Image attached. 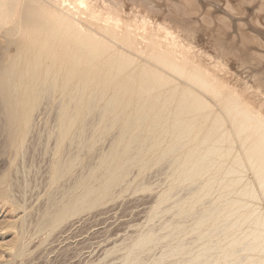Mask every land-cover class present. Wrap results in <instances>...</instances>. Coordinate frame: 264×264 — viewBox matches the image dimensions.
I'll return each instance as SVG.
<instances>
[{"label":"bare ground","instance_id":"obj_1","mask_svg":"<svg viewBox=\"0 0 264 264\" xmlns=\"http://www.w3.org/2000/svg\"><path fill=\"white\" fill-rule=\"evenodd\" d=\"M121 1L0 0V32L14 50L0 63V112L5 118L1 125L14 156L27 142L35 113L44 100L58 99L55 127L47 138L54 139L49 187L61 189V181L71 180L81 165L79 152L93 151L99 141L111 137L106 152L99 154L94 163L82 166L81 173L69 181L71 185L66 188L65 183L61 192L52 193L37 230L52 234L63 222L98 206L127 181L133 168L143 173L165 164L172 187L192 186L187 197L175 203L180 218L196 212L195 204L208 199L213 190L218 198L211 207L201 204L205 208L189 229L179 223L186 218L183 216L177 224L172 220L176 226L160 225L167 233L158 234L156 230L157 235L149 229L136 237L132 246L124 244V249L130 251L125 252L123 264H142L138 251H150L160 241L185 235L188 230L197 233L199 250L190 254L194 251L191 248L187 253L190 244L174 243L161 252L159 259L189 255L183 263L175 264H264V258L249 263L248 255L240 256L264 253V213L256 214L247 202L257 198L252 190L255 184L264 200V82L257 75L258 68L253 69V55L249 56L250 63L237 53L257 54L240 49L244 43L230 46L232 42L220 40L224 53L234 54L237 50L235 55L244 59L233 72L224 56L219 57V47L214 51L218 54H214L191 38L194 34L184 26L189 15L185 19V14L177 12L180 23L185 19L181 25L185 33L179 24L174 28L173 22L168 23L170 14L166 15L167 24L160 21L161 17L159 21L154 19L157 16L152 19L151 14L147 15L150 11L139 10V6L137 12L133 5L126 9L122 4L125 0ZM194 25L189 30L198 24ZM258 41L257 47L262 46ZM245 170L252 172V181L243 182L241 173ZM172 187L169 190H174ZM232 194L236 199H228ZM168 196L165 193L159 198L154 214L163 211L159 206ZM246 223L250 229L236 235ZM24 249L25 245L18 256ZM213 250L219 251L216 257L212 256Z\"/></svg>","mask_w":264,"mask_h":264},{"label":"rangeland","instance_id":"obj_2","mask_svg":"<svg viewBox=\"0 0 264 264\" xmlns=\"http://www.w3.org/2000/svg\"><path fill=\"white\" fill-rule=\"evenodd\" d=\"M128 1L130 2L128 3L129 6L127 5ZM169 1L154 0V3L153 0H125L122 2V4H126L124 6L126 7V9L134 6L133 10L135 9V11H138L137 6H139V10L141 8V10H145L146 13L147 11H150L148 12L149 14L147 13V15L151 14L150 16L152 19L157 16L156 18H154L157 19V21H159L160 17V21H169V17L167 16L171 15L172 18L170 19V21H172H169L168 23L172 24L173 22L172 25L174 26V28H177L176 26L180 25L179 27L181 28V30L185 29L184 26L186 24L188 26V28L186 26L187 30L192 32L191 34H194V36L192 35L193 37L190 34L191 38L194 41L196 39V42L198 41L197 44L199 45L202 43L200 46L202 48L205 47V50H209L208 52L211 53H214V51H216L217 48L220 46V40L224 41V39H226L225 41L232 42L230 43L231 45L228 44V47L229 45L233 46L234 44V46H240L241 43L246 44H243V46L241 44L242 47L240 46V49L245 48L244 51L248 52L251 49L255 51V53L257 54L255 56H258V58L255 57L252 52L250 53V55H247V53H245V55L241 52L237 53L236 50L235 52L237 54H240L243 56V58H246L244 60L242 56H240L241 58H239V56L237 57V55H235V52L234 54H229L231 53L229 51H227L228 53H224L223 49H221L222 47H219L217 52L219 53V49H221L222 52L220 51V53H222V55H219V57L224 56L223 58L225 62H229V70L231 68L233 72H237V66L244 63V61H250V63L254 62L253 65L254 67H256L253 68V65L251 64V68L255 70H257L256 68H258L257 75L263 78L262 81L264 82V0H187L188 2L186 0ZM138 2L141 4H138ZM162 2L165 4L163 6L166 7L162 6ZM183 2L184 4H182ZM177 3L179 6L177 5ZM156 4L157 6H155ZM143 6L144 8H142ZM172 6L177 7H175L174 9ZM201 8L204 10H202ZM207 9L210 10L208 11ZM142 11L139 12L141 13ZM160 11L164 13H161ZM169 11H172V14ZM203 11H205V13ZM177 12H179L180 14L182 12L181 15L185 14V19H187L186 15H189V21L186 20V22L188 21V23H190V21H192V23H190L191 27L190 25H188V23H184V17H182L184 19V22L183 19L181 21L184 23V26H181L183 23H180L181 19L178 21L179 16H177V14H180ZM194 13L196 17L194 16ZM207 13L209 15H206ZM200 16H202V18ZM163 17H167L168 19H163ZM209 18L211 21L208 20ZM213 20L215 21V23ZM238 22L240 23V25ZM194 23L198 24V28L196 27L194 29H197V31L189 30V27L191 29L194 28L192 27V24L193 26L196 25H194ZM218 23L221 24V26L218 27ZM202 24L204 25L202 26ZM228 24L230 27L228 26ZM225 27H227L226 30L229 28L230 33H232L233 31L234 32L230 34L229 31H225ZM199 28H201L200 31H198ZM207 28L209 29V31ZM217 28H219L218 31H216ZM221 28L224 30H221L223 34L220 31ZM187 30L185 29L186 32L182 30V32L184 31L185 33H187ZM211 31L213 32L211 33ZM200 32L201 34H199ZM241 32L244 35V39H241ZM247 33L250 35H248ZM2 34L3 33L0 32V63L2 62V60H6V57H8L9 54L12 55L14 52L12 48L13 46L10 45L11 49L9 48V45L7 46L8 42H6L7 40ZM245 35L247 38L245 37ZM205 36L207 37L206 39ZM238 38H240V40ZM250 38L254 39V41L252 42ZM257 40H259L258 43H261L262 46L257 47ZM249 44L251 47L248 46ZM5 47L7 49H5ZM258 53L262 54L263 56L261 57ZM251 54L255 58V60L253 59V62H251ZM225 55H227V58H225ZM247 56L250 60L247 58ZM258 76H256V78H258ZM54 100L49 101L50 104L46 100L42 101V103L40 104V108H38V111L35 113L33 129H31L27 142L25 143L24 147L19 151L17 156H14V151L9 144L6 134L3 132V126L1 124L5 120V118L1 115L0 112V180L4 179V184H0V264H123V259L130 251H127L126 249H124V247L126 245L132 246L134 240L137 239L136 237L140 236V234H142L144 231L151 229L155 230V233L157 230L158 234H161L163 231L167 233L166 230L161 229V226H176L175 224H177L183 216L186 218L183 219V222L181 219L179 223H183L184 225H181L185 226V228L188 227L189 229V227L193 225L192 223H194V219L197 218V214L199 215L202 209H204L205 207H211L212 202H214V200L218 198V193L213 190L208 199H206L204 202H201L200 204L198 203L199 205L195 204L193 208L195 210H192L196 212L191 211L192 213L189 212L191 214H184L180 218L176 215L177 210L175 207V203L180 202L181 199L183 200L184 198H186L190 192L189 190H191L190 187L192 188V186H190L189 184H185V186L182 185L172 187L171 176H168L169 174L171 175V173H168L170 172V170H168L169 168L165 164L161 165L160 167L159 165L151 167L150 169L145 170L143 173H139L137 171V168H133L132 172L129 173L126 179L127 181L125 183H121L120 186L118 185V188L116 187L114 189L115 192H113L112 196L102 201V203H100L98 206L63 222L52 234L39 232L37 230V222L43 215L46 207L48 206L52 193L57 194L61 192L63 187H65V183L66 188L69 186L67 184L70 183L71 185L72 182L69 181H72V179L74 180V178L81 173V167L94 163L97 160L98 155L103 152H106L111 145V137L107 136L104 140L99 141L96 144L93 151L84 150L79 152L82 157L81 158L79 155V158L82 159H80L81 165L79 164V166H77L75 173L72 176L73 178L71 177V180L69 179L61 181L60 185L62 184V187L59 190L53 187H49L48 182L52 168L51 163L53 158L52 149H54V139L48 141L47 138L50 130H54V128L52 127H55L54 124L56 123L55 120L57 119L56 106L58 103V99ZM92 153L94 154L92 155ZM166 167L168 169H166ZM241 174H243V182L253 180L251 179L253 177L252 172L245 170ZM255 185L252 190L255 192L257 198H254L253 200H247V202H249L250 204H248V208L250 209L252 207V209L250 210H253L256 214H260L264 213V200L261 199V192L258 191V186L256 187ZM170 187H172V189L174 190H169ZM256 192L259 194H257ZM3 193H5L6 197H3ZM165 193L169 194L168 199L165 203L162 204V206H159L160 208H163V211L160 212L159 210L161 209H158L160 213L158 212L154 214L153 211L158 206L159 198ZM258 196L260 197V199ZM228 199L234 200L236 199V195L232 194L228 197ZM219 203H221V201ZM201 204L206 206L203 207ZM172 220L175 224H172ZM169 222L171 223L169 224ZM247 226V223L241 225L237 231V233H239L236 235L241 236V234H244L247 230H249L250 226ZM188 231L190 232V230ZM188 231H186L185 235L182 233L180 235L170 237L168 238V240H163L165 241L164 243L163 241H160V244L158 243V245L151 248L150 251L149 249L138 251L137 254L140 260L143 259L142 264H171L173 262V264H175V261L176 263H179V261L181 262L183 259V261H186V258L190 257L189 255L188 257L184 255L175 257L176 259H173L174 261L171 258L166 257L165 258L169 260H166L165 258V260H161L159 259V257L161 258V254L165 252L167 248L173 246L174 243L177 244L176 246L181 243L190 244L191 246L186 244L189 246H187V253L191 252V248L192 251H194L190 254H194L196 251H198L200 244L195 243L197 242L195 240V238H197V233H189ZM169 239H172V242L169 241ZM178 239H183L186 242H183V240H181L182 242H179ZM191 239H193L192 241L194 242V244L190 243L192 242ZM215 240L216 239L212 240V242H214L213 245H216ZM122 244L126 245L123 246ZM24 245L25 249L23 253L21 254V256H18V250L20 248H23ZM163 248L165 250H163ZM119 249H122L123 251L121 250L122 252H120ZM218 252V250H215V252L213 250V252H211L213 253L212 256L216 257L215 255L219 254ZM250 254L241 253L240 256L243 257L248 255L250 258L248 260L249 263L258 261L260 257L264 258V253L257 255L258 252H252Z\"/></svg>","mask_w":264,"mask_h":264}]
</instances>
